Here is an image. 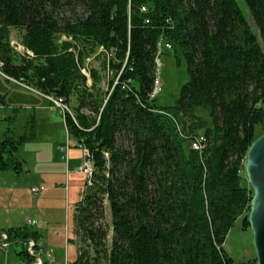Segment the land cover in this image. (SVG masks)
Masks as SVG:
<instances>
[{
    "label": "trees",
    "instance_id": "trees-1",
    "mask_svg": "<svg viewBox=\"0 0 264 264\" xmlns=\"http://www.w3.org/2000/svg\"><path fill=\"white\" fill-rule=\"evenodd\" d=\"M243 1L264 47V0ZM11 30L22 32L23 54ZM159 42L170 49L158 54ZM164 50L189 75L173 107L150 97ZM0 73L66 107L75 100L64 124L93 171L70 264L256 263L224 250L238 218L250 228L243 170L264 125V48L235 0H0ZM34 139L33 120L21 136L4 132L0 171L20 173L15 154ZM2 233L39 243L26 226Z\"/></svg>",
    "mask_w": 264,
    "mask_h": 264
},
{
    "label": "rangeland",
    "instance_id": "rangeland-1",
    "mask_svg": "<svg viewBox=\"0 0 264 264\" xmlns=\"http://www.w3.org/2000/svg\"><path fill=\"white\" fill-rule=\"evenodd\" d=\"M235 1L257 43L263 49V42L247 6L243 0ZM21 35V31L11 30L10 44L15 51L23 54L24 49L20 45ZM158 60L160 91L157 102L162 107H173L189 75L184 66L176 67L172 50H164ZM98 64L96 60H89L88 67L96 68ZM28 88L0 73V98L5 102L4 109L0 112V137L7 130H11L15 136L23 135L27 132L31 120L34 121L36 133L34 141L20 146L15 154L22 163L21 172L16 174L11 170L0 171V231L25 226L30 232L38 231L41 238L46 240V245L43 242L44 249H51L54 252L53 257L56 260L54 264H70L76 259L79 246L75 234L72 241L73 215L76 202L81 199L85 176L68 171V163L61 160L63 153L60 152L59 146L69 143V158L78 156L83 160L85 156L82 149L78 148L76 142L67 135L64 124L65 108L62 113L51 101ZM102 88L105 89L104 83ZM75 105L74 98L67 105L72 115ZM199 114L206 118L204 112L199 111ZM4 118L6 120H3ZM256 131L259 138L263 136L264 128H258ZM243 177L250 185L245 167ZM244 185L242 183V186ZM32 188L43 189L45 192L34 195L31 193ZM27 220L37 221L45 226L46 230L28 226ZM105 223H109V210L106 211ZM7 245L10 246L0 247V264L5 257L8 264H27L25 256H19V253L27 249V244L10 242ZM41 247L37 244V248ZM224 250L235 262L257 259L252 230L243 228L241 218H238L228 232Z\"/></svg>",
    "mask_w": 264,
    "mask_h": 264
},
{
    "label": "water",
    "instance_id": "water-1",
    "mask_svg": "<svg viewBox=\"0 0 264 264\" xmlns=\"http://www.w3.org/2000/svg\"><path fill=\"white\" fill-rule=\"evenodd\" d=\"M84 160L87 162L88 157L85 156ZM245 168L253 191L248 223L254 237L256 264H264V134L249 148ZM0 235L5 234L0 233ZM0 247H2L1 243ZM34 258L41 259L38 256Z\"/></svg>",
    "mask_w": 264,
    "mask_h": 264
},
{
    "label": "built area",
    "instance_id": "built-area-1",
    "mask_svg": "<svg viewBox=\"0 0 264 264\" xmlns=\"http://www.w3.org/2000/svg\"><path fill=\"white\" fill-rule=\"evenodd\" d=\"M142 12L145 11L144 8H142L141 10ZM157 49H158V54L160 52L163 51V49H170L169 45L163 44L161 42L158 43L157 45ZM156 75L154 78V85H153V90L151 93V98H154L155 96L158 95L159 91H160V81H159V68H160V63L158 58H156ZM84 71H86L84 69ZM86 77H88V74L86 73ZM47 99L49 101H51V103L56 107V108H60L61 111L65 108V110H68L66 106L63 105V102L61 99H52L47 97ZM63 113V111H62ZM205 145V139L203 136H199L197 138L194 139V141L192 142V149L196 150V151H200ZM80 148V147H79ZM83 150V149H82ZM84 154L86 157H88V153L86 150H83ZM93 171L92 168V164L88 158V161L86 163H84L81 167L78 168L77 173L80 175H85L87 176V174H90V172ZM32 194L34 195H39L42 192V189H31ZM26 224L28 226H35L36 225V221L34 220H27ZM0 243L2 244V248H6L7 247V237L6 235H0ZM28 255L31 256L32 258H34V256H38L41 259H35V262L33 264H45L46 262L48 264H51L53 262V259L51 258L52 256V251L48 250V251H43V249L41 248H37V246L34 247L33 243L29 244L28 247ZM46 259V261H45Z\"/></svg>",
    "mask_w": 264,
    "mask_h": 264
},
{
    "label": "crops",
    "instance_id": "crops-1",
    "mask_svg": "<svg viewBox=\"0 0 264 264\" xmlns=\"http://www.w3.org/2000/svg\"><path fill=\"white\" fill-rule=\"evenodd\" d=\"M30 91H33V92H35V93H37V94H39L40 96H42L43 98H46L47 99V97H45V96H43V95H41L39 92H37V91H35V90H31L30 88H28ZM3 98H0V112H1V110H3L4 109V106H3V104L5 103L4 102V99H3V102H1V100H2ZM48 100V99H47ZM3 120H6L5 118L3 119ZM28 124V123H27ZM67 132V131H66ZM68 135V134H67ZM35 137H36V133H35ZM69 137V136H68ZM70 138V137H69ZM77 144V143H76ZM59 147H61L60 148V152L61 153H63L62 154V156H61V160H65L66 161V163H68V171L69 172H74L76 175H80V174H78L77 173V170H78V168L79 167H81L84 163H86V161L83 159H81L80 157H78V156H74V157H72V158H69V153H70V146H69V143L68 142H66L64 145H62V146H59ZM79 148V147H78ZM81 149V148H80ZM82 151V153H83V155L85 156V154H84V152H83V150H81ZM74 155H76V153H74ZM85 176V175H84ZM86 181H87V178H86V176H85V181H84V187H85V184H86ZM33 189V188H32ZM45 192V190H43L42 189V192H41V194H43ZM83 192V191H82ZM82 192H81V196H82ZM32 193V192H31ZM79 202V200L76 202V204ZM75 209H76V205H75ZM75 209H74V215H75ZM74 215H73V222H74V230H73V239H72V241L74 240V234H75V221H74ZM35 221V220H34ZM33 227H37V228H39V229H41L42 231H44V230H46V227L45 226H43V225H41V224H39L37 221H36V225L35 226H33ZM9 229H11V228H9ZM8 230V229H7ZM3 231H6V230H1L0 231V233H2ZM34 232H37L38 234H39V247H41V246H43V242H44V244L46 245V240H44V239H42L41 238V234L38 232V231H34ZM7 243H9V242H7ZM10 245H8V247H9ZM44 251H48V250H51V249H48V250H45L44 249V246L43 247H41ZM52 251V250H51ZM5 253V252H4ZM53 251H52V256H51V258L53 259V262L51 263V264H54L55 263V258L53 257ZM34 259V258H33ZM45 261H46V259H45ZM35 262V259H34V261H33V263ZM32 263V264H33ZM47 263V262H46ZM1 264H8V259L5 257L4 259H3V261H2V263ZM48 264V263H47ZM66 264V263H65Z\"/></svg>",
    "mask_w": 264,
    "mask_h": 264
},
{
    "label": "bare ground",
    "instance_id": "bare-ground-1",
    "mask_svg": "<svg viewBox=\"0 0 264 264\" xmlns=\"http://www.w3.org/2000/svg\"><path fill=\"white\" fill-rule=\"evenodd\" d=\"M191 148H192V143H191ZM193 150H194V149H193ZM91 176H92V172H90V174H87V176H86V178H87L86 183H87V184H89V179L91 178ZM30 243H33V245H34V247H35L34 242L28 240V241H25V244H27V249H26V250H28V247H29V244H30ZM27 253H28V252H27Z\"/></svg>",
    "mask_w": 264,
    "mask_h": 264
}]
</instances>
